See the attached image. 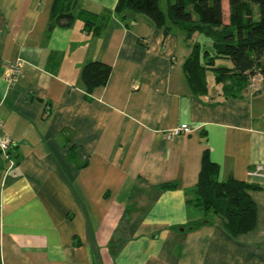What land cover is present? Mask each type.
Masks as SVG:
<instances>
[{
	"label": "crops",
	"instance_id": "0c3cea01",
	"mask_svg": "<svg viewBox=\"0 0 264 264\" xmlns=\"http://www.w3.org/2000/svg\"><path fill=\"white\" fill-rule=\"evenodd\" d=\"M117 2H72L74 14L109 16L96 37L75 19L50 28L54 0H0V73L25 62L16 85L0 77V134L13 161L8 169L0 157V264H264L260 81L232 96L208 72L206 91L194 93L179 28L164 34L134 13L121 20ZM91 61L111 72L88 94L80 72ZM182 124L188 133L164 139ZM205 150L219 181L259 187L247 192L252 232L232 238L186 204Z\"/></svg>",
	"mask_w": 264,
	"mask_h": 264
},
{
	"label": "trees",
	"instance_id": "16d2710c",
	"mask_svg": "<svg viewBox=\"0 0 264 264\" xmlns=\"http://www.w3.org/2000/svg\"><path fill=\"white\" fill-rule=\"evenodd\" d=\"M76 0H54L50 28L70 25L76 17L84 20V29L99 36L109 16L79 10L72 12ZM224 0H173L166 16L157 0H118L114 13L121 20L129 13H139L156 29L168 34L171 26L183 33L190 53L183 62V71L194 93L206 91V74L212 72L217 85L232 96L260 81L264 91V0H226L227 19L224 21ZM198 33L209 40L210 48L193 41ZM230 65H216L217 61ZM111 67L91 61L83 65L80 81L83 90L91 94L106 85ZM235 88V89H234ZM219 169L205 150L201 155L197 183L186 196V204L198 208L206 217H216L232 238L252 232L256 226V206L248 196L259 187L229 179L218 180ZM160 189H175V183H163ZM191 225L195 227L200 225Z\"/></svg>",
	"mask_w": 264,
	"mask_h": 264
},
{
	"label": "built area",
	"instance_id": "2783aa9c",
	"mask_svg": "<svg viewBox=\"0 0 264 264\" xmlns=\"http://www.w3.org/2000/svg\"><path fill=\"white\" fill-rule=\"evenodd\" d=\"M25 65V62L22 59H15L10 63H5L2 66V71L0 73V77L5 81L8 87H12L18 83L20 77L22 75V69ZM254 82L258 79H253ZM1 126V124H0ZM189 128L186 124H182L177 127L170 128L163 133V137L165 140H172L183 133H188ZM11 149V141L8 137L0 134V157L3 161L9 163L8 169L13 166V161L10 155ZM262 171L260 166L256 167L253 171L254 174H258Z\"/></svg>",
	"mask_w": 264,
	"mask_h": 264
},
{
	"label": "rangeland",
	"instance_id": "374dc122",
	"mask_svg": "<svg viewBox=\"0 0 264 264\" xmlns=\"http://www.w3.org/2000/svg\"><path fill=\"white\" fill-rule=\"evenodd\" d=\"M172 2H173V0H158V7H159V9L162 11V13L165 16L167 14L169 4H171ZM222 8H223V11H224V21L226 22L227 12H228V11H226V9H227V2H226V0H224L222 2ZM134 14H135V16H143V15H141L139 13H134ZM75 24L82 26L84 24V20L81 19V18L76 17ZM193 41L199 42L201 44L206 43V42L209 43V40L206 37H204L203 35L198 34V33H196L194 35ZM219 62H216L217 65H225V66L230 65V62H228V61H221V60H219ZM209 75H210V77L211 76L213 77L214 74L212 72H210Z\"/></svg>",
	"mask_w": 264,
	"mask_h": 264
},
{
	"label": "water",
	"instance_id": "95a60500",
	"mask_svg": "<svg viewBox=\"0 0 264 264\" xmlns=\"http://www.w3.org/2000/svg\"><path fill=\"white\" fill-rule=\"evenodd\" d=\"M260 93V92H259Z\"/></svg>",
	"mask_w": 264,
	"mask_h": 264
}]
</instances>
